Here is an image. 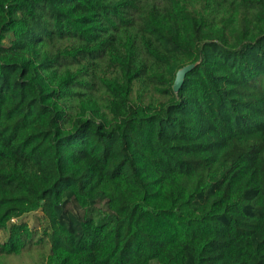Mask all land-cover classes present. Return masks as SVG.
Wrapping results in <instances>:
<instances>
[{
  "label": "trees",
  "instance_id": "obj_1",
  "mask_svg": "<svg viewBox=\"0 0 264 264\" xmlns=\"http://www.w3.org/2000/svg\"><path fill=\"white\" fill-rule=\"evenodd\" d=\"M0 231L47 264H264V0H0Z\"/></svg>",
  "mask_w": 264,
  "mask_h": 264
},
{
  "label": "rangeland",
  "instance_id": "obj_2",
  "mask_svg": "<svg viewBox=\"0 0 264 264\" xmlns=\"http://www.w3.org/2000/svg\"><path fill=\"white\" fill-rule=\"evenodd\" d=\"M22 220L41 234L43 229L49 225L47 217L42 211H36L25 215ZM7 231H0V241L6 240ZM51 252L49 241H44L39 245L28 246L17 255H6L0 253V264H47L48 255Z\"/></svg>",
  "mask_w": 264,
  "mask_h": 264
},
{
  "label": "water",
  "instance_id": "obj_3",
  "mask_svg": "<svg viewBox=\"0 0 264 264\" xmlns=\"http://www.w3.org/2000/svg\"><path fill=\"white\" fill-rule=\"evenodd\" d=\"M195 66V64H188L184 67H182L181 69H179V71L177 72V75H176V79H175V82H174V85H173V88H174V91L175 92H178L184 82V79L186 77V74L191 70L193 69Z\"/></svg>",
  "mask_w": 264,
  "mask_h": 264
}]
</instances>
